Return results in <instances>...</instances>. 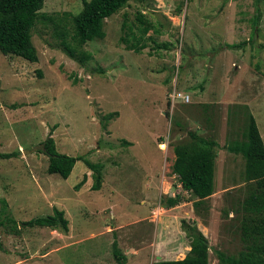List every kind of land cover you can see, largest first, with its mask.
<instances>
[{
	"label": "rangeland",
	"instance_id": "obj_1",
	"mask_svg": "<svg viewBox=\"0 0 264 264\" xmlns=\"http://www.w3.org/2000/svg\"><path fill=\"white\" fill-rule=\"evenodd\" d=\"M81 7L44 0L40 13L69 24ZM139 14L153 28L136 54L122 39L140 36ZM103 31L83 46L92 55L83 65L39 20L31 31L37 63L0 53V153L19 151L0 159V221L17 223L0 226V264H117L114 242L124 264L181 260L190 250L187 227L206 238L207 264H229L243 247L250 116L264 144V0H129ZM173 91L189 102L172 100ZM50 132L57 152L102 166L100 190H91L81 162L67 179L48 174V157L36 148ZM188 132L218 144L205 202L184 191L171 168L173 147ZM176 195L182 202L164 208ZM53 207L64 212L67 232L20 225Z\"/></svg>",
	"mask_w": 264,
	"mask_h": 264
},
{
	"label": "trees",
	"instance_id": "obj_2",
	"mask_svg": "<svg viewBox=\"0 0 264 264\" xmlns=\"http://www.w3.org/2000/svg\"><path fill=\"white\" fill-rule=\"evenodd\" d=\"M128 1L81 0L80 11L73 15L67 24L65 18L40 13L44 0H0V53L4 56L22 58L29 63H37L38 56L32 43L31 31L35 22L39 20L53 30V35L57 39L56 47L70 60L83 65L92 59L91 53L85 51L83 46L88 42L103 39L105 19L124 8ZM137 20L139 39L133 36L134 42L128 43L125 39H122V42L125 43L126 50L139 54L145 48L141 40L153 25L141 14L137 16ZM145 39L151 37L147 36ZM228 47L233 48L232 45ZM38 75L41 76V73L38 72ZM117 115V112L109 113L102 119L108 123ZM247 136L248 145L244 150L246 194L242 200L243 215L239 234L243 247L238 258L229 264H264V144L253 116L249 117ZM43 143L44 153L48 157V174H56L62 179H67L75 164L81 162L91 171V190H100L103 180L100 164L92 163L84 156H68L57 152L51 132ZM217 147L215 140L204 138L194 132H188L187 139L173 147L172 172L177 176L181 188L197 199L196 202H205L213 192L214 151ZM18 155L19 151L0 153V159L8 160ZM85 179L84 176L78 187L85 183ZM181 202L182 198L179 195L168 197L163 200V207L172 208ZM5 221L17 225L14 219L5 217L0 221V226H3ZM20 225L68 231V220L64 212L55 207L51 215L38 217ZM186 230L190 238L189 253L181 260L159 261L156 264H207L206 238L195 227H187ZM112 249L116 263L124 264V256L116 242L112 244Z\"/></svg>",
	"mask_w": 264,
	"mask_h": 264
},
{
	"label": "built area",
	"instance_id": "obj_3",
	"mask_svg": "<svg viewBox=\"0 0 264 264\" xmlns=\"http://www.w3.org/2000/svg\"><path fill=\"white\" fill-rule=\"evenodd\" d=\"M171 98H172V100L176 99V98L181 99V101L183 103H188L189 102V96L188 95L182 94V93L177 92V91H173V93L171 95Z\"/></svg>",
	"mask_w": 264,
	"mask_h": 264
},
{
	"label": "water",
	"instance_id": "obj_4",
	"mask_svg": "<svg viewBox=\"0 0 264 264\" xmlns=\"http://www.w3.org/2000/svg\"><path fill=\"white\" fill-rule=\"evenodd\" d=\"M36 149L44 151V145H41L39 148H36Z\"/></svg>",
	"mask_w": 264,
	"mask_h": 264
},
{
	"label": "bare ground",
	"instance_id": "obj_5",
	"mask_svg": "<svg viewBox=\"0 0 264 264\" xmlns=\"http://www.w3.org/2000/svg\"><path fill=\"white\" fill-rule=\"evenodd\" d=\"M168 187V186H167Z\"/></svg>",
	"mask_w": 264,
	"mask_h": 264
},
{
	"label": "crops",
	"instance_id": "obj_6",
	"mask_svg": "<svg viewBox=\"0 0 264 264\" xmlns=\"http://www.w3.org/2000/svg\"><path fill=\"white\" fill-rule=\"evenodd\" d=\"M156 215V214H155Z\"/></svg>",
	"mask_w": 264,
	"mask_h": 264
}]
</instances>
